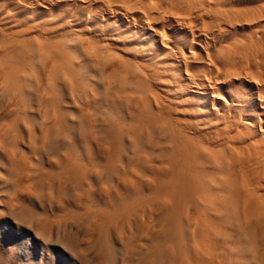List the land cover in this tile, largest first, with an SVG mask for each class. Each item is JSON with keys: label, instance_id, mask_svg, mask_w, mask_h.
Returning a JSON list of instances; mask_svg holds the SVG:
<instances>
[{"label": "bare ground", "instance_id": "1", "mask_svg": "<svg viewBox=\"0 0 264 264\" xmlns=\"http://www.w3.org/2000/svg\"><path fill=\"white\" fill-rule=\"evenodd\" d=\"M8 214L92 264H264V0H0Z\"/></svg>", "mask_w": 264, "mask_h": 264}, {"label": "rangeland", "instance_id": "2", "mask_svg": "<svg viewBox=\"0 0 264 264\" xmlns=\"http://www.w3.org/2000/svg\"><path fill=\"white\" fill-rule=\"evenodd\" d=\"M0 230L4 232L5 239L8 243L15 242L18 246L24 249L23 255L29 261H35L44 255L47 259L54 260L57 264H92L93 257L88 254L80 255V240L79 235L74 229H61L59 232L54 231L52 237L42 243L39 237L34 236L32 231H24L19 227L13 218V215H3L0 221ZM79 242V245H77ZM36 247L35 252L33 248ZM26 252V253H25ZM25 253V254H24ZM50 264L49 262H45Z\"/></svg>", "mask_w": 264, "mask_h": 264}]
</instances>
